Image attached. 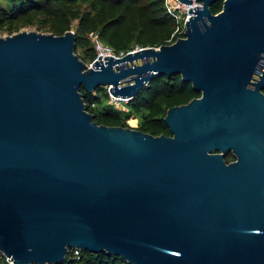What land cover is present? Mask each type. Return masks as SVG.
<instances>
[{
	"label": "water",
	"instance_id": "water-1",
	"mask_svg": "<svg viewBox=\"0 0 264 264\" xmlns=\"http://www.w3.org/2000/svg\"><path fill=\"white\" fill-rule=\"evenodd\" d=\"M184 35L87 66L75 32L0 36V253L61 264H264V0H178ZM200 92L171 135L99 124L86 92L130 99L154 75ZM231 152L232 161L225 154Z\"/></svg>",
	"mask_w": 264,
	"mask_h": 264
},
{
	"label": "trees",
	"instance_id": "trees-1",
	"mask_svg": "<svg viewBox=\"0 0 264 264\" xmlns=\"http://www.w3.org/2000/svg\"><path fill=\"white\" fill-rule=\"evenodd\" d=\"M222 4L223 0L214 1L211 11L219 12ZM37 22L41 24L40 28H47L53 34L64 33L75 22V52L82 47L90 62L97 55L90 38L95 32L117 53L133 50L136 45L138 48L158 47L184 35L183 32L174 33L178 22L167 11L164 0H6L5 5L0 2V28L7 25L9 33ZM107 88L100 85L92 92L80 89L94 120L99 124L128 126L130 118L139 116L135 128L153 135H171L164 121L167 108L200 96V92L194 91L192 84L182 80L180 74H157L124 102L128 111H123L109 101ZM224 158L229 162L234 156L229 152ZM81 253V264H130L105 252L82 250ZM0 264H8L2 255Z\"/></svg>",
	"mask_w": 264,
	"mask_h": 264
},
{
	"label": "built area",
	"instance_id": "built-area-1",
	"mask_svg": "<svg viewBox=\"0 0 264 264\" xmlns=\"http://www.w3.org/2000/svg\"><path fill=\"white\" fill-rule=\"evenodd\" d=\"M164 5L167 9V11L174 16V18L176 19V21L178 22L174 33H184V29H185V25H184V21L185 19L188 17L189 12V5L183 4L178 0H164ZM184 8L183 12H184V16L182 17L183 20V24L181 23V16H180V10ZM180 24H182L180 26ZM173 33V34H174ZM91 41L93 43V46L96 50V56H100L102 58H104L107 55L110 56H114V57H118L121 56L122 54H124L125 52H120L117 53L110 45H108L107 43H105L98 35L97 32L93 33L90 35ZM92 64V61L89 63V66ZM110 96V93H109ZM120 99V100H124L127 101V98H121V97H115L113 95L110 96V101L114 103V100ZM81 249L80 248H74L71 253H68L66 256V263L63 262L61 264H81V262L79 261L81 259L82 253H81ZM4 256V255H3ZM71 262H69V260H71ZM4 260L6 263L8 264H14L12 260H9L8 257L4 256ZM32 264H38V263H32ZM45 264H51L46 262Z\"/></svg>",
	"mask_w": 264,
	"mask_h": 264
},
{
	"label": "rangeland",
	"instance_id": "rangeland-1",
	"mask_svg": "<svg viewBox=\"0 0 264 264\" xmlns=\"http://www.w3.org/2000/svg\"><path fill=\"white\" fill-rule=\"evenodd\" d=\"M1 4L2 5H5L6 4V0H0ZM184 8H182L180 10V18H181V23L183 24V20H182V17L184 16V12H183ZM180 24V26L182 25ZM39 24L38 22L35 24V23H31L29 25H23L20 27V29L18 31H23V30H26V31H30V30H35V31H38V32H43V33H52L49 29L47 28H40L39 27ZM74 26H75V22L72 23V26H71V30L74 29ZM17 31V32H18ZM12 33H15V32H12ZM12 33H9V29L7 27V25H4L3 27L0 28V36H6V35H9V34H12ZM135 48H138L137 45L134 46ZM76 53L79 54L81 57H82V60L85 62V64L87 66H89V59L87 58V56L84 54V49L82 47H78L76 49ZM108 89V88H107ZM110 93V92H109ZM112 94H110L111 96ZM123 99V98H122ZM110 101V100H109ZM103 103H106L104 101V99L102 100ZM111 102V101H110ZM125 101L124 100H120V99H115L114 100V104L117 108L123 110V111H128V107L125 105L124 103ZM139 122V116H135V117H132L130 118L128 121H127V124L128 126L127 127H131V128H135L137 126ZM1 253H0V257H1ZM3 256V255H2ZM66 263V262H65Z\"/></svg>",
	"mask_w": 264,
	"mask_h": 264
},
{
	"label": "flooded vegetation",
	"instance_id": "flooded-vegetation-1",
	"mask_svg": "<svg viewBox=\"0 0 264 264\" xmlns=\"http://www.w3.org/2000/svg\"><path fill=\"white\" fill-rule=\"evenodd\" d=\"M261 91L264 93V87L261 89Z\"/></svg>",
	"mask_w": 264,
	"mask_h": 264
},
{
	"label": "bare ground",
	"instance_id": "bare-ground-1",
	"mask_svg": "<svg viewBox=\"0 0 264 264\" xmlns=\"http://www.w3.org/2000/svg\"><path fill=\"white\" fill-rule=\"evenodd\" d=\"M190 6V5H189Z\"/></svg>",
	"mask_w": 264,
	"mask_h": 264
}]
</instances>
